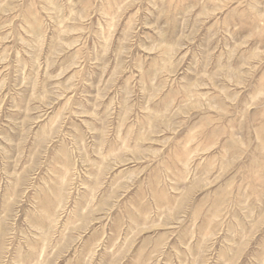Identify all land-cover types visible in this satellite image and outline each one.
Here are the masks:
<instances>
[{"label": "rangeland", "instance_id": "obj_1", "mask_svg": "<svg viewBox=\"0 0 264 264\" xmlns=\"http://www.w3.org/2000/svg\"><path fill=\"white\" fill-rule=\"evenodd\" d=\"M0 264H264V0H0Z\"/></svg>", "mask_w": 264, "mask_h": 264}]
</instances>
